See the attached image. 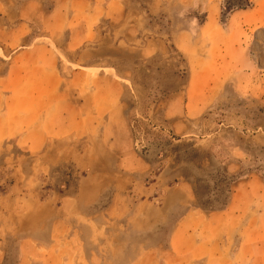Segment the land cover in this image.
Returning a JSON list of instances; mask_svg holds the SVG:
<instances>
[{
  "label": "rangeland",
  "instance_id": "1",
  "mask_svg": "<svg viewBox=\"0 0 264 264\" xmlns=\"http://www.w3.org/2000/svg\"><path fill=\"white\" fill-rule=\"evenodd\" d=\"M251 6L224 0L219 26ZM190 12L149 14L144 28L103 18L72 54L56 45L38 102L29 88L8 105L23 120L0 140L1 264L24 251L28 264H191V242H173L191 206L164 200L181 179L206 210L224 208L239 182L244 222L264 223V24L236 31L244 61L232 49L231 62L244 71L211 70L215 49L186 54L170 40L174 17ZM215 83L211 100L198 95Z\"/></svg>",
  "mask_w": 264,
  "mask_h": 264
},
{
  "label": "crops",
  "instance_id": "2",
  "mask_svg": "<svg viewBox=\"0 0 264 264\" xmlns=\"http://www.w3.org/2000/svg\"><path fill=\"white\" fill-rule=\"evenodd\" d=\"M223 1L0 0V140L16 132L23 120L22 113L20 116L10 114L8 105L26 101L27 95L21 93L29 88L37 91L29 95L30 102H38V89L49 87L47 82L54 79V63L59 55L56 45L62 54H72V50L91 37L94 25L106 17L130 25L141 23L144 28L149 14L172 12L175 6L190 8V14L174 17L170 40L175 48L186 54L193 53L196 48H213V55H209L213 60L211 70L215 66L218 71H244L231 62L232 49H238L239 58L244 61V40L236 31L253 23L264 24V0H251V7L231 11L226 20L227 31L218 22ZM47 2L51 4L45 6ZM200 8L204 14L199 20L194 10ZM40 39L46 40L45 44H37ZM17 45L23 49H16ZM249 60L250 66L258 68L262 64L258 60ZM219 86L218 83L209 84L210 95L205 92L198 95L204 94L211 100V92L215 96ZM191 87L196 88L195 85ZM188 95L189 98L194 96V90ZM238 169L234 162L226 164L228 172ZM237 186L239 182L234 185L224 208L212 210L195 203L194 185L190 181L181 179L168 191L164 200L191 206L176 226L173 241L175 248L180 247L179 241L182 244L191 242L188 254L191 259L186 256L191 264H244V260L248 264H264L263 218L252 216L244 222V194ZM26 254L25 251L22 253L17 264H28ZM1 260L0 249V264Z\"/></svg>",
  "mask_w": 264,
  "mask_h": 264
},
{
  "label": "trees",
  "instance_id": "3",
  "mask_svg": "<svg viewBox=\"0 0 264 264\" xmlns=\"http://www.w3.org/2000/svg\"><path fill=\"white\" fill-rule=\"evenodd\" d=\"M241 7V6H240Z\"/></svg>",
  "mask_w": 264,
  "mask_h": 264
}]
</instances>
